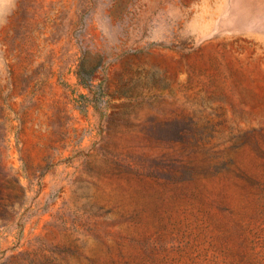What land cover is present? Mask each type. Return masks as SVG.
<instances>
[{
	"label": "rangeland",
	"instance_id": "374dc122",
	"mask_svg": "<svg viewBox=\"0 0 264 264\" xmlns=\"http://www.w3.org/2000/svg\"><path fill=\"white\" fill-rule=\"evenodd\" d=\"M0 12V264H264V0Z\"/></svg>",
	"mask_w": 264,
	"mask_h": 264
},
{
	"label": "clouds",
	"instance_id": "9594fccd",
	"mask_svg": "<svg viewBox=\"0 0 264 264\" xmlns=\"http://www.w3.org/2000/svg\"><path fill=\"white\" fill-rule=\"evenodd\" d=\"M2 16H3V13L0 12V17ZM4 23H6V20H3L2 18H0V24H4Z\"/></svg>",
	"mask_w": 264,
	"mask_h": 264
}]
</instances>
